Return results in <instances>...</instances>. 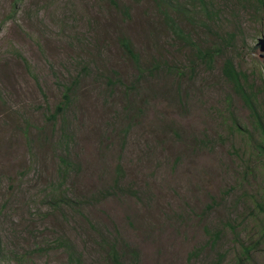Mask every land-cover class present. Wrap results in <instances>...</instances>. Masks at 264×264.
Instances as JSON below:
<instances>
[{
    "label": "rangeland",
    "instance_id": "rangeland-1",
    "mask_svg": "<svg viewBox=\"0 0 264 264\" xmlns=\"http://www.w3.org/2000/svg\"><path fill=\"white\" fill-rule=\"evenodd\" d=\"M116 1L128 20L106 0H0V264H64L62 238L82 264L110 245L122 264H264V140L221 74L246 76L264 125L263 7L162 0L195 48L233 35L207 67L155 0ZM119 34L160 69L139 76ZM59 193L73 204L55 210Z\"/></svg>",
    "mask_w": 264,
    "mask_h": 264
},
{
    "label": "trees",
    "instance_id": "trees-1",
    "mask_svg": "<svg viewBox=\"0 0 264 264\" xmlns=\"http://www.w3.org/2000/svg\"><path fill=\"white\" fill-rule=\"evenodd\" d=\"M258 1V3L263 7L264 11V0H254ZM108 5L120 15V18L123 20H128L129 13L128 8L126 6H123L119 4L116 0H106ZM156 5H158V8L162 11L163 16V22L165 26L168 28V30L171 32L178 41L181 43H184L185 45H188L190 47L195 48V44L192 43L189 39V37L183 32L181 27L178 24V21L185 16V14L182 12L180 7L178 6L176 9H173L170 6H167L164 4V2L161 0H155ZM227 39L220 40V44L213 45L212 48H195V59L199 60L201 63L206 65L207 67H210L212 63L214 62V59L221 55V48L220 45H228L230 41L233 40V35L230 34L227 36ZM116 44L120 48L123 55H125L129 61L132 63L134 70L137 72L139 76H142L143 73L156 71L157 69H160L159 64H154L153 67H145L143 68L140 64V60L138 55L133 50V47L130 43V41L123 36L122 34H119L116 38ZM259 47L262 50V80L264 82V39H262L259 42ZM82 72L85 75V70L83 69ZM111 77H106V84L112 86L114 83L119 82V79L116 77V72L111 71ZM221 74L225 78V80L228 82V84L231 87L232 92L235 96H237L244 104L246 109L250 112V117H252L255 126L258 130H260L261 137L264 140V125L262 122V117L260 115V110L258 105L256 104V97L257 94L252 91V86L247 85L246 76L238 72L232 61L229 59H225L221 65ZM79 80H73L70 85L65 87V92L63 94V102L58 104L53 111V113L50 115L49 119L56 120L57 117L63 114L64 110L68 108L71 99L70 94L75 91L76 86L78 85ZM261 152L264 154V148H260ZM60 175L61 177L64 176V173H66L72 166V163L66 159L61 158L60 159ZM119 171H117V174ZM117 175L114 177L113 185L115 186L118 184ZM59 187V186H58ZM56 190L53 192L55 193ZM50 205L56 209H58L61 206L73 204V200L67 197V194H55L50 197ZM56 245L62 249L66 255V262L64 264H82L81 255L77 252L75 245L69 240V239H58L56 242ZM248 250H245L244 254H247ZM107 256L110 264H122L121 258L118 254V252L115 249L114 245H110L107 251Z\"/></svg>",
    "mask_w": 264,
    "mask_h": 264
}]
</instances>
